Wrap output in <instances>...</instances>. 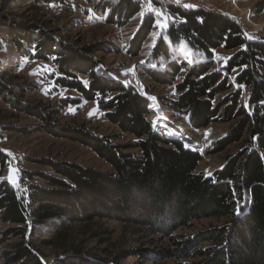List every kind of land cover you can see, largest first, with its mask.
Instances as JSON below:
<instances>
[{
	"label": "trees",
	"instance_id": "trees-1",
	"mask_svg": "<svg viewBox=\"0 0 264 264\" xmlns=\"http://www.w3.org/2000/svg\"><path fill=\"white\" fill-rule=\"evenodd\" d=\"M20 2L16 0L17 8ZM143 4L98 0L96 7L107 15L108 24L122 28L142 12ZM263 11L264 2L255 12ZM165 12L175 20L152 50L156 61L163 59L164 69L143 67V75L175 88L167 107L189 116L194 129L232 124L208 154L232 145L241 148L207 177L199 171L200 152L157 133L149 120L150 100L110 77L94 56L112 48L99 43L77 50L20 24L0 28V51L6 42L16 46L19 56L53 62L60 74L53 79L57 87L97 103L112 125L136 140L132 146H119L84 127L69 129L63 138L91 149L112 171L49 162L53 174H38L45 186L22 189L3 177L9 157L0 148V222L9 226L0 232V254L7 264H51L42 259L38 245H48L46 237L63 226L95 220L123 222L169 241L168 250L148 257L156 261L172 257L177 264H264V37L248 38L237 20L201 7L169 5ZM155 24L154 15H145L128 43L129 57L141 56ZM179 47L198 59L187 63L174 57L173 49ZM220 49L233 54L217 70L215 52ZM131 148L137 154L126 152ZM213 218L229 221L184 231ZM80 254L52 264H98Z\"/></svg>",
	"mask_w": 264,
	"mask_h": 264
},
{
	"label": "rangeland",
	"instance_id": "rangeland-1",
	"mask_svg": "<svg viewBox=\"0 0 264 264\" xmlns=\"http://www.w3.org/2000/svg\"><path fill=\"white\" fill-rule=\"evenodd\" d=\"M21 1L17 8L16 0H0V28L20 24L34 31L47 33L63 46L77 50L99 43L112 48V51L98 52L94 56L106 68L110 77L132 84L150 100L149 120L157 133L179 139L185 147L200 152L203 160L199 171L205 176H212L223 168L228 159L241 148L240 145H232L224 152L208 154L213 144L227 135L232 124H214L206 129H194L189 116L177 114L167 107L175 94V88L156 84L143 75V67L164 69L163 59L156 61L152 50L159 37L165 34L169 24L175 20L172 14L165 12L169 5H189L187 8L201 7L223 13L237 20L248 38H257L264 37V11H255L264 0H156L161 7L154 6L150 0H143L142 12L122 28L106 22L107 15L96 7L98 0H59L50 3L45 0ZM147 14L154 15L156 24L144 44L141 56L134 59L127 55V46ZM164 18L166 27L161 28L157 21ZM173 52L174 57H181L187 63L198 59L197 54L183 47L173 49ZM232 54L233 52L224 49L216 51V69L224 66ZM0 62V148L9 157L3 177L12 186L19 189L29 185L45 186L38 174H53L47 165L49 162L74 163L105 173L112 171L111 166L91 149L63 138L69 129L84 127L95 135L109 138L119 146H132L136 143L134 137L123 133L104 117L97 103L83 100L76 91L57 87L53 79L60 74L53 62L44 63L19 56L16 46L6 42L0 51ZM129 71H134L143 87L120 78ZM82 79L86 80V77ZM152 99L156 100L163 112L169 111L172 115L187 119L197 135L205 136L210 131L219 135L213 140L208 139L202 151L188 143L184 135L182 137L180 133L177 135L173 131L155 127L157 115L152 109ZM73 101L79 103L74 104ZM44 117L47 120H43ZM126 152L137 154L138 151L131 148ZM33 176L36 177L31 179ZM228 221L216 218L198 221L184 231L220 226ZM8 227L0 222V232ZM46 240L49 244H39L38 248L42 259L51 264L75 252L93 258L98 264H177V260L172 257L161 259V262L148 258L152 254L168 250L169 241L119 221L95 220L85 224H68L59 233L49 234ZM0 264H7L1 254Z\"/></svg>",
	"mask_w": 264,
	"mask_h": 264
},
{
	"label": "bare ground",
	"instance_id": "bare-ground-1",
	"mask_svg": "<svg viewBox=\"0 0 264 264\" xmlns=\"http://www.w3.org/2000/svg\"><path fill=\"white\" fill-rule=\"evenodd\" d=\"M120 78L121 79H127L140 88L143 87L140 85V80L136 77L134 71H129V72L121 75ZM152 101H153L152 109H153V111H155V113L157 115V118L155 119V127L161 128V130H163V131L165 129L169 130V131H173L177 135H179V133L181 136L184 135L186 137V138L185 137L184 138L188 141V143L193 145L195 148H198V149L203 151L206 147V141L208 139L213 140L214 138H216L219 135L215 131H210L205 136L197 135L191 129L187 119H183V118H180L178 116L172 115L169 111L163 112L160 109V107L158 106V104L156 103V100L152 99ZM150 110H151V105H150ZM163 123L165 125H162ZM159 124H161L162 126Z\"/></svg>",
	"mask_w": 264,
	"mask_h": 264
},
{
	"label": "snow or ice",
	"instance_id": "snow-or-ice-1",
	"mask_svg": "<svg viewBox=\"0 0 264 264\" xmlns=\"http://www.w3.org/2000/svg\"><path fill=\"white\" fill-rule=\"evenodd\" d=\"M185 7H190L189 5H184ZM158 15H163V14H159ZM157 24L161 27V28H164L166 27V18H164L163 20L161 21H157ZM11 171V169H10ZM9 179H11V177H9Z\"/></svg>",
	"mask_w": 264,
	"mask_h": 264
},
{
	"label": "water",
	"instance_id": "water-1",
	"mask_svg": "<svg viewBox=\"0 0 264 264\" xmlns=\"http://www.w3.org/2000/svg\"><path fill=\"white\" fill-rule=\"evenodd\" d=\"M118 82H122L120 79H116ZM122 83H125V82H122ZM126 84V83H125ZM132 85V84H131ZM142 95V94H141ZM144 97H145V95H143ZM149 109H150V107H149ZM189 121H190V117H189ZM209 177H211V176H209Z\"/></svg>",
	"mask_w": 264,
	"mask_h": 264
}]
</instances>
